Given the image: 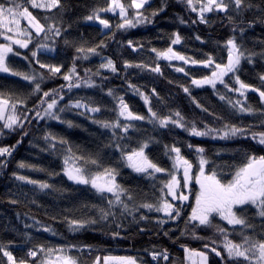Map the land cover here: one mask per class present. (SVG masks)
Returning a JSON list of instances; mask_svg holds the SVG:
<instances>
[{
    "label": "trees",
    "instance_id": "trees-1",
    "mask_svg": "<svg viewBox=\"0 0 264 264\" xmlns=\"http://www.w3.org/2000/svg\"><path fill=\"white\" fill-rule=\"evenodd\" d=\"M119 1L137 19L121 28L105 16L102 33L92 20L108 0H0V21L26 10L41 28L0 75V100L18 118L0 137V264H44L52 251L75 264H105L107 253L185 264L186 251L259 264L264 199L237 207L238 224L218 209L199 220L189 205L164 222L147 210L178 160L217 187L264 162V0H218L200 18L203 0H149L136 12ZM141 154L153 168L135 165ZM70 165L110 175L119 198L70 180Z\"/></svg>",
    "mask_w": 264,
    "mask_h": 264
},
{
    "label": "rangeland",
    "instance_id": "rangeland-1",
    "mask_svg": "<svg viewBox=\"0 0 264 264\" xmlns=\"http://www.w3.org/2000/svg\"><path fill=\"white\" fill-rule=\"evenodd\" d=\"M108 2V8L92 20L100 28L102 33L109 31V24L103 20L105 16L116 18L121 28L133 25L132 19H137L136 15L128 19L127 13L123 10L119 0H108ZM148 3L149 0H132L131 6L136 12ZM217 4L218 0L196 2L199 18L203 15H208L213 8H216ZM6 16L0 21V39L4 41V44L0 45V75L9 74L4 67V62L10 55L14 54V50L26 47L29 43L31 33L34 32L38 35L41 32L38 23L31 18L26 10H18L17 13L7 14ZM36 53L53 54V51L48 47H40L36 50ZM236 65L237 62L233 55V68L226 72L231 74ZM217 72L218 75L225 76V67L224 70L217 69ZM17 123L18 118L15 114V109L7 102L0 100V137L3 134V130H10ZM135 161V165H138V167L153 168L146 161L143 154L139 155ZM200 168V165L193 166L182 160L174 162L173 171L170 173L171 178L165 187L162 202L159 206L153 207L147 210V212L160 216L163 218L161 219L163 220L162 222H164L167 221V218L175 210L180 212L181 209H185L191 205L190 216L195 219L204 220L209 214H213L218 209L217 214L224 215V218L229 223L238 224V220L234 217V211L237 207L244 204L258 207L262 205L264 199V162L260 161L251 164L239 172L224 187H217L212 184L210 179L205 177L203 173H199ZM67 176L72 181L76 180L85 184L90 183L96 186L97 184H101L106 186L112 193L117 194V199L119 198V191L114 187L115 183L110 175L101 174L87 179L81 176L73 165H70ZM193 189L195 195L191 199V191ZM210 189L214 191L213 194L208 191ZM212 210L214 211L212 212ZM257 251L259 252V255H257L260 257L258 263L264 264V247L258 248ZM184 256L185 264H207V259L202 253L186 251ZM104 260L105 264H134L133 259L127 253H107L104 254ZM44 264H75V262L67 258L62 252L52 251L49 253L48 259Z\"/></svg>",
    "mask_w": 264,
    "mask_h": 264
},
{
    "label": "water",
    "instance_id": "water-1",
    "mask_svg": "<svg viewBox=\"0 0 264 264\" xmlns=\"http://www.w3.org/2000/svg\"><path fill=\"white\" fill-rule=\"evenodd\" d=\"M232 67H233V56L228 55L226 58V70L229 71L232 69Z\"/></svg>",
    "mask_w": 264,
    "mask_h": 264
}]
</instances>
